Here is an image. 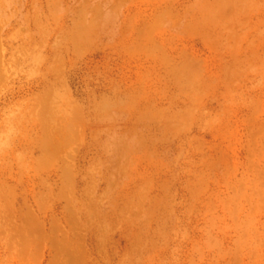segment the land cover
Here are the masks:
<instances>
[{
    "label": "rangeland",
    "instance_id": "1",
    "mask_svg": "<svg viewBox=\"0 0 264 264\" xmlns=\"http://www.w3.org/2000/svg\"><path fill=\"white\" fill-rule=\"evenodd\" d=\"M0 264H264V0H0Z\"/></svg>",
    "mask_w": 264,
    "mask_h": 264
}]
</instances>
